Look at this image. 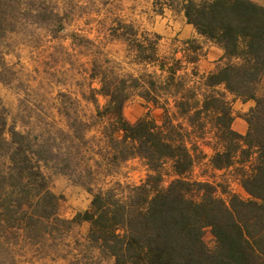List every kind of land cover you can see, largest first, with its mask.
<instances>
[{
  "label": "trees",
  "instance_id": "trees-1",
  "mask_svg": "<svg viewBox=\"0 0 264 264\" xmlns=\"http://www.w3.org/2000/svg\"><path fill=\"white\" fill-rule=\"evenodd\" d=\"M12 4L0 0L3 60L2 38L18 34ZM165 5L182 10L199 36L223 49L213 69H199L205 52L197 39L161 52V35L112 10L101 18L90 12L94 38L71 33L73 52L60 60L69 71L78 63V91L59 93L61 102L52 107L24 111L34 123L0 106V244L29 246L40 258L69 264H264V91L257 93L264 76V6L251 0L153 2L159 13ZM51 13L54 23L45 33L60 39L57 32L71 19L59 9ZM114 42L125 46L132 69L104 52ZM134 96L149 110L132 122L123 109ZM236 99L255 102L244 115L245 133L233 127ZM82 100L94 110L82 108ZM136 159L147 168L144 179H115ZM201 163L229 174L248 197L229 194L226 201L218 184L193 178ZM53 173L69 175L91 193L85 211L60 215ZM84 221L86 243H73V228ZM205 228L214 247L204 240Z\"/></svg>",
  "mask_w": 264,
  "mask_h": 264
},
{
  "label": "rangeland",
  "instance_id": "rangeland-1",
  "mask_svg": "<svg viewBox=\"0 0 264 264\" xmlns=\"http://www.w3.org/2000/svg\"><path fill=\"white\" fill-rule=\"evenodd\" d=\"M13 4L14 21L13 25L18 29L17 35H7L2 38V51L5 52V58L0 55V106L9 109L13 114L22 111L21 121L36 122L23 114L29 109L40 107H52L61 102L59 93L67 90H75L73 86L80 76L78 72V63L73 71L68 62L60 61L68 57L65 51L71 53L69 35L73 32L81 36L94 38V28L97 23L91 21L87 24L90 17L101 18L107 11H114V15L125 20H134L142 29H149L162 33L165 38L161 41V52H167L170 46H164L177 35H167L164 32V26L171 21L179 20L177 17L169 14L167 9L165 14L161 15L153 11L152 4L154 0H10ZM158 7V6H156ZM155 8V7H154ZM7 9V8H6ZM52 9H59L60 13H65L71 21L66 24L64 29L57 32L60 39L52 38L54 32L47 29L49 23H54ZM157 9V8H155ZM40 13V14H37ZM42 27V29H41ZM43 27H46L44 29ZM95 29V28H94ZM46 32V33H45ZM180 38V37H178ZM181 39V38H180ZM200 39V38H199ZM202 40L200 39V42ZM204 47L207 46L202 42ZM180 46V43H176ZM61 46V47H59ZM175 47V46H172ZM108 57L120 61L127 69H132L128 64L125 46L122 43H108L103 47ZM57 51L58 55H53ZM77 57V56H76ZM78 58V57H77ZM79 59V58H78ZM85 61V57H81ZM212 67V60L207 59L201 63V70H207ZM52 73V74H51ZM79 73V72H78ZM54 74V75H53ZM72 76V77H71ZM98 86L97 82L93 83ZM78 87L76 90L78 91ZM264 91V76L258 85L257 93ZM81 97L80 93H78ZM231 97H229L230 99ZM100 103L104 99L100 98ZM255 104L254 100L243 102L236 99L231 103L232 113L234 115L233 127L240 133H245L247 122L244 115ZM87 106V107H84ZM81 107L88 112L94 110L93 104L87 105L82 100ZM149 110L143 100L134 96L124 106L123 113L130 121H136L146 114ZM152 114L159 117L160 110L154 109ZM207 154L211 153V148L204 147ZM147 174V168L139 160H131L124 164L121 174L115 179H120L129 183H139ZM193 178L209 180L218 184V195L229 200V194H237L242 198L248 195L243 187L223 171H213L206 167V163L198 164L193 172ZM172 177H167L164 184H167ZM51 187L55 193L60 196L59 212L62 217L73 218L78 212L85 211L91 202V193L82 184L76 182L72 177L63 173H53L51 175ZM89 223L84 221L77 224L71 233L73 243L79 240L86 243ZM204 240L211 248L214 247L215 238L210 228L204 230ZM84 249V247L82 248ZM80 255H86L81 251ZM71 264L73 262H70ZM0 264H69L66 260L52 261L48 258H40V255L27 247H7L0 244ZM98 264V263H97ZM102 264H112L105 260Z\"/></svg>",
  "mask_w": 264,
  "mask_h": 264
},
{
  "label": "crops",
  "instance_id": "crops-1",
  "mask_svg": "<svg viewBox=\"0 0 264 264\" xmlns=\"http://www.w3.org/2000/svg\"><path fill=\"white\" fill-rule=\"evenodd\" d=\"M251 1L255 2L258 5L264 6V0H251ZM152 7H153V4H152ZM154 7H153V11L155 13L160 14V16L164 15L165 10L167 9V11L169 12L170 15L175 16L179 19L177 21H171L169 24L164 26L165 34L177 35L178 37L181 38L180 39L178 37H173L169 43H165L164 44L165 47L170 46V48H167V50H165V51H169L172 48L177 47V45H176L177 42L180 43V45H181V44H183L184 41L189 40V39H197L199 42L201 39L202 41L200 43L203 44L202 42H205V44H207V46L204 47L205 54L200 59V61L198 63L199 69L201 70V63H203V61L207 60V59L212 60V67H209L207 70H201V71L204 72V71H209V70L213 69L215 67L216 63L218 62V60L223 55V49L220 48L219 46H217L216 44H214L208 40H205L203 37L199 36L196 32L195 27L191 23L187 22V19H186L184 12L182 10L173 9V8H170V7L165 5L163 7V11L159 13L155 10L156 7L155 8ZM132 21H134V20H132ZM146 30H149V29H146ZM149 31H151V30H149ZM151 32H154V33L161 35L159 46H162L161 41L165 38V36L162 33H159L157 31L152 30ZM172 46H175V47H172ZM203 46H204V44H203Z\"/></svg>",
  "mask_w": 264,
  "mask_h": 264
}]
</instances>
